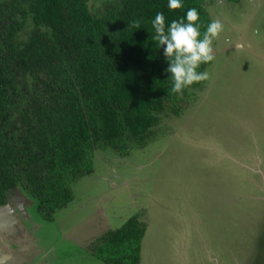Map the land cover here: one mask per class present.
Here are the masks:
<instances>
[{
	"label": "rangeland",
	"instance_id": "374dc122",
	"mask_svg": "<svg viewBox=\"0 0 264 264\" xmlns=\"http://www.w3.org/2000/svg\"><path fill=\"white\" fill-rule=\"evenodd\" d=\"M112 1L90 0L91 11ZM206 6L223 31L192 105L126 155L98 149L52 220L12 190L0 264H105L91 245L134 216L146 225L140 264H264V0Z\"/></svg>",
	"mask_w": 264,
	"mask_h": 264
},
{
	"label": "trees",
	"instance_id": "16d2710c",
	"mask_svg": "<svg viewBox=\"0 0 264 264\" xmlns=\"http://www.w3.org/2000/svg\"><path fill=\"white\" fill-rule=\"evenodd\" d=\"M167 4L116 0L94 14L90 0H0V206L23 186L52 220L94 172L98 149L126 155L153 139L163 115L192 105L204 81L172 91L151 20L163 12L167 29L196 8L203 33L213 19L206 0ZM145 233L134 216L91 251L105 264H140Z\"/></svg>",
	"mask_w": 264,
	"mask_h": 264
},
{
	"label": "clouds",
	"instance_id": "9594fccd",
	"mask_svg": "<svg viewBox=\"0 0 264 264\" xmlns=\"http://www.w3.org/2000/svg\"><path fill=\"white\" fill-rule=\"evenodd\" d=\"M168 8L179 9L182 0H168ZM199 14L196 8H189L179 20H172L165 29L163 12H157L151 20L155 35L153 39L163 48L167 62L165 69L171 79V89L175 93L198 82L209 79V72L198 70L202 64L214 61L213 41L223 31L219 19L211 20L203 33L198 23ZM139 21H133L128 27H139Z\"/></svg>",
	"mask_w": 264,
	"mask_h": 264
},
{
	"label": "water",
	"instance_id": "95a60500",
	"mask_svg": "<svg viewBox=\"0 0 264 264\" xmlns=\"http://www.w3.org/2000/svg\"><path fill=\"white\" fill-rule=\"evenodd\" d=\"M15 191H17V189ZM18 205H19V207H21L20 204H17V206ZM11 209H13V204H12V202L9 201V199H8V203L6 205L0 206V212H2V215H9Z\"/></svg>",
	"mask_w": 264,
	"mask_h": 264
},
{
	"label": "crops",
	"instance_id": "0c3cea01",
	"mask_svg": "<svg viewBox=\"0 0 264 264\" xmlns=\"http://www.w3.org/2000/svg\"><path fill=\"white\" fill-rule=\"evenodd\" d=\"M220 54V53H219Z\"/></svg>",
	"mask_w": 264,
	"mask_h": 264
}]
</instances>
